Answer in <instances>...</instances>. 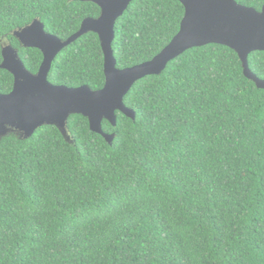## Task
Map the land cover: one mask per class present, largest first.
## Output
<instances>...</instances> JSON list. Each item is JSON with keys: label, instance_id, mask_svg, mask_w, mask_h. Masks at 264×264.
<instances>
[{"label": "trees", "instance_id": "trees-1", "mask_svg": "<svg viewBox=\"0 0 264 264\" xmlns=\"http://www.w3.org/2000/svg\"><path fill=\"white\" fill-rule=\"evenodd\" d=\"M260 12L264 0H235ZM100 9L70 0H0L2 42L36 74L41 52L12 33L34 20L61 41ZM177 0H134L116 21V68L152 60L176 36ZM264 80V53L248 56ZM0 69V94L13 88ZM55 86L103 88L99 38L87 33L53 60ZM103 120L108 144L81 115L66 133L43 126L0 138V264H264V90L237 54L210 44L136 82Z\"/></svg>", "mask_w": 264, "mask_h": 264}, {"label": "water", "instance_id": "water-1", "mask_svg": "<svg viewBox=\"0 0 264 264\" xmlns=\"http://www.w3.org/2000/svg\"><path fill=\"white\" fill-rule=\"evenodd\" d=\"M70 1L95 4L100 9L99 17L83 20L78 32L66 41L46 33L38 20L12 33L21 47L41 52L43 61L36 74L25 69L17 50L8 43L2 44L0 69L11 74L14 82L10 93L0 94V138L16 133L27 139L43 126H55L65 134L68 117L81 115L88 120L91 132L111 144L114 135L102 131V122L115 127L116 112L134 120V112L123 103L131 87L145 77L160 75L169 62L186 51L210 44L233 50L244 76L257 89L264 90V80L252 74L248 66L251 53H264V6L258 12L235 0H177L184 8V16L176 36L152 60L119 70L111 47L115 24L134 0ZM87 33L96 34L100 41L103 88L93 91L87 86L68 88L50 84L48 74L55 57Z\"/></svg>", "mask_w": 264, "mask_h": 264}, {"label": "rangeland", "instance_id": "rangeland-1", "mask_svg": "<svg viewBox=\"0 0 264 264\" xmlns=\"http://www.w3.org/2000/svg\"><path fill=\"white\" fill-rule=\"evenodd\" d=\"M6 43H7V42H5V41H4V42H2V44H3V45H6ZM15 134H16V133H15ZM17 135L21 137V135H20V134H17Z\"/></svg>", "mask_w": 264, "mask_h": 264}]
</instances>
